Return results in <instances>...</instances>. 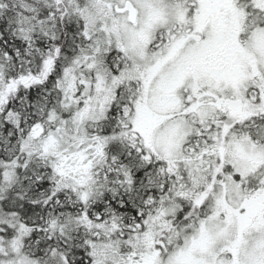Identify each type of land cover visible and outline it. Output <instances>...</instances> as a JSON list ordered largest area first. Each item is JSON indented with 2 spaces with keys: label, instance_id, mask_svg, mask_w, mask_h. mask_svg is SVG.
<instances>
[{
  "label": "snow or ice",
  "instance_id": "snow-or-ice-1",
  "mask_svg": "<svg viewBox=\"0 0 264 264\" xmlns=\"http://www.w3.org/2000/svg\"><path fill=\"white\" fill-rule=\"evenodd\" d=\"M0 264H264V0H0Z\"/></svg>",
  "mask_w": 264,
  "mask_h": 264
}]
</instances>
